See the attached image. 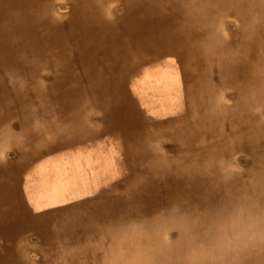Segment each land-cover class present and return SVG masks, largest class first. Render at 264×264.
Segmentation results:
<instances>
[{"label": "bare ground", "instance_id": "obj_1", "mask_svg": "<svg viewBox=\"0 0 264 264\" xmlns=\"http://www.w3.org/2000/svg\"><path fill=\"white\" fill-rule=\"evenodd\" d=\"M0 264H264V0H0Z\"/></svg>", "mask_w": 264, "mask_h": 264}, {"label": "rangeland", "instance_id": "obj_2", "mask_svg": "<svg viewBox=\"0 0 264 264\" xmlns=\"http://www.w3.org/2000/svg\"><path fill=\"white\" fill-rule=\"evenodd\" d=\"M99 115L97 114V117H98ZM34 241H36V239H34Z\"/></svg>", "mask_w": 264, "mask_h": 264}]
</instances>
